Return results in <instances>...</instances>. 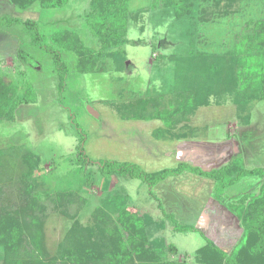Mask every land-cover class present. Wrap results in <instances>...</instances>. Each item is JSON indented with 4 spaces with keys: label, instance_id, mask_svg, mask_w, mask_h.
<instances>
[{
    "label": "rangeland",
    "instance_id": "rangeland-1",
    "mask_svg": "<svg viewBox=\"0 0 264 264\" xmlns=\"http://www.w3.org/2000/svg\"><path fill=\"white\" fill-rule=\"evenodd\" d=\"M190 2L188 12L177 15L160 0H132L124 52L113 57L114 49L100 54L101 42L90 32V0H70L61 9L36 1L25 10L0 0V17L36 21L46 36L75 33L86 49L65 53L74 72L61 91L53 59L25 46L29 35L19 23L11 24L9 32L0 25V77L17 86L19 95L27 86L36 94L35 102L18 108L13 122H0V207H20L23 183L35 188L33 196L47 212L51 256L76 220L93 226L95 214L103 213L110 227L118 226L117 212L109 206L118 199L141 217L144 227L137 239L142 245L159 239L166 248H177L176 253L161 252L162 262L196 264L207 237L227 253L240 243L244 227L234 208L245 194L258 195L264 179L217 187L214 180L185 171L151 189L141 179L103 177L98 167L111 160L149 174L182 163L206 171L231 162L264 169V99L254 96L257 83L251 77L256 75L245 80L243 92L203 76L181 78L193 73L192 58L200 62L206 57L208 63L233 70L236 38L264 20V0ZM163 55L175 60L160 59ZM198 90L205 96L200 105L194 101ZM156 109L178 111L169 117L171 126L152 117ZM80 145L95 163L80 166ZM26 154L37 157L39 167L27 164ZM176 223L201 232H178ZM3 257L0 246V264Z\"/></svg>",
    "mask_w": 264,
    "mask_h": 264
},
{
    "label": "trees",
    "instance_id": "trees-1",
    "mask_svg": "<svg viewBox=\"0 0 264 264\" xmlns=\"http://www.w3.org/2000/svg\"><path fill=\"white\" fill-rule=\"evenodd\" d=\"M10 1L13 5L25 10L36 1H39L44 8L61 9L70 0ZM131 1L90 0V11L86 16L87 23L90 32L101 42L100 54L114 49L111 52L112 56L119 57L124 52ZM190 1L160 0L163 6L172 8L177 15L188 12L191 6ZM8 19L7 16L0 17V25L7 26V32L11 24L19 23L22 31L29 35V41L24 43L25 46L35 47L40 53H45L53 59L62 82V91L68 75L74 72L72 63L66 60L65 53L86 50L77 34L55 31L46 36L42 34L36 21ZM253 23L252 33L250 30V33H243L236 38L234 56L231 58L233 70L229 67L224 69L223 65L216 63H208L206 57L200 62H194L192 58L189 61V66H192L189 71L192 70L193 73H184L181 74L182 76L178 74V77L185 78L192 74L203 76L212 83L224 87L230 84L235 91L238 88L243 92L242 88L246 87L245 80L250 78L251 74H255V77H251L255 78L257 83L254 96L258 100L264 99V20ZM160 59L175 60V57L163 55ZM240 71L244 72L240 73ZM240 75L243 77L241 78ZM201 91L195 92L194 98L195 103L199 105L205 103V96ZM35 101L36 94L32 86H27L23 95H19L17 86L6 83L0 77V122H13L21 105ZM155 112L153 118L162 119L165 125L171 126L169 117L178 111L156 109ZM78 133L83 142V134L80 131ZM3 157L4 153L0 150V166ZM36 158L32 154H26L23 160L32 167H39V160ZM78 163L81 167L87 163H95L88 158L82 145L79 147ZM98 167L103 177L137 178L148 184L151 189L170 177H179L185 171L214 180L217 187L232 186L246 178L264 179L261 176L264 169H247L236 162L211 171L182 163L176 169H164L152 174L141 171L134 164L117 163L111 160L98 163ZM34 189L29 183H23L21 185L23 200L20 207H0V246L4 248L2 264H127L128 262L131 264L135 263V260L140 261V264H187L185 260L162 262L161 252L168 248L169 252L176 253L177 249L173 245L166 248L162 240H154L151 245L147 243L142 245L137 236L144 227L143 221L137 214L128 212L121 199L109 205L110 209H115L117 212L118 226L110 227L103 219V213L95 214L96 222L93 226H83L76 220L65 239L59 244L57 255L51 256L46 245V208L37 196H33ZM239 203L234 210L238 213L244 227L240 243L231 253H227L207 237L206 244L197 252L196 264H264V183L258 195L245 194ZM174 229L178 232L200 231L195 226H184L178 223Z\"/></svg>",
    "mask_w": 264,
    "mask_h": 264
},
{
    "label": "water",
    "instance_id": "water-1",
    "mask_svg": "<svg viewBox=\"0 0 264 264\" xmlns=\"http://www.w3.org/2000/svg\"><path fill=\"white\" fill-rule=\"evenodd\" d=\"M88 110L91 113V115L95 117H99V114L92 107H88Z\"/></svg>",
    "mask_w": 264,
    "mask_h": 264
}]
</instances>
